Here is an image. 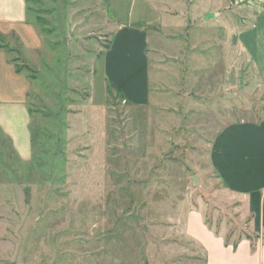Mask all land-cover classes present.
Listing matches in <instances>:
<instances>
[{"label": "rangeland", "instance_id": "1", "mask_svg": "<svg viewBox=\"0 0 264 264\" xmlns=\"http://www.w3.org/2000/svg\"><path fill=\"white\" fill-rule=\"evenodd\" d=\"M174 1L183 28L154 31L155 100L138 108L104 78L115 25L102 0H27L42 47L2 46L32 79L33 157L0 131V264H206L185 232L195 209L228 240L247 235L210 152L227 126L264 120L239 39L253 0Z\"/></svg>", "mask_w": 264, "mask_h": 264}, {"label": "crops", "instance_id": "2", "mask_svg": "<svg viewBox=\"0 0 264 264\" xmlns=\"http://www.w3.org/2000/svg\"><path fill=\"white\" fill-rule=\"evenodd\" d=\"M102 3L115 25L104 53V78L131 106H148L155 100L150 47L159 36L154 31L158 29L168 35L173 30H182V16L173 13L184 14L185 9L181 10L182 5L178 8L174 0H102ZM249 9V20L253 23L241 30L239 39L264 84V0H253ZM205 16L213 17L207 13ZM215 19L218 21V13ZM4 40L11 47L22 46L27 52L42 47L26 0H0V131L16 154L29 161L33 157L32 113L28 102L32 79L18 70L2 46ZM210 161L220 184L219 193L236 199L243 207L250 229L247 235L230 241L226 233L217 232L206 222L203 209H195L189 211L186 222L188 239L200 246L206 264H264V120L224 128L214 139Z\"/></svg>", "mask_w": 264, "mask_h": 264}, {"label": "trees", "instance_id": "3", "mask_svg": "<svg viewBox=\"0 0 264 264\" xmlns=\"http://www.w3.org/2000/svg\"><path fill=\"white\" fill-rule=\"evenodd\" d=\"M27 1V0H26Z\"/></svg>", "mask_w": 264, "mask_h": 264}]
</instances>
